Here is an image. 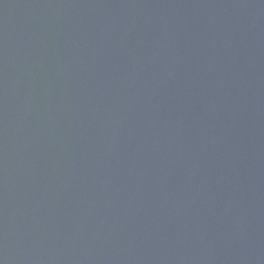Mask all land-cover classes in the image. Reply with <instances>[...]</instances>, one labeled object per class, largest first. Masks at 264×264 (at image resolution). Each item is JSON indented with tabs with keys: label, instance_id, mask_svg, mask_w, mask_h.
<instances>
[{
	"label": "water",
	"instance_id": "95a60500",
	"mask_svg": "<svg viewBox=\"0 0 264 264\" xmlns=\"http://www.w3.org/2000/svg\"><path fill=\"white\" fill-rule=\"evenodd\" d=\"M0 264H264V0H0Z\"/></svg>",
	"mask_w": 264,
	"mask_h": 264
}]
</instances>
